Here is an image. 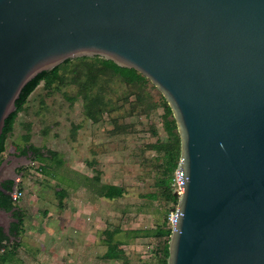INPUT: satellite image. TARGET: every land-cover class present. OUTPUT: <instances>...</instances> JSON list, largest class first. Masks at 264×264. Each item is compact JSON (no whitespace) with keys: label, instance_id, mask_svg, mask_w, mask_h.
<instances>
[{"label":"water","instance_id":"95a60500","mask_svg":"<svg viewBox=\"0 0 264 264\" xmlns=\"http://www.w3.org/2000/svg\"><path fill=\"white\" fill-rule=\"evenodd\" d=\"M93 55L144 75L175 120L167 264H264V0H0V135L29 80ZM10 156L32 161L10 154L0 182ZM19 206L39 223L60 213L34 184Z\"/></svg>","mask_w":264,"mask_h":264},{"label":"rangeland","instance_id":"374dc122","mask_svg":"<svg viewBox=\"0 0 264 264\" xmlns=\"http://www.w3.org/2000/svg\"><path fill=\"white\" fill-rule=\"evenodd\" d=\"M72 67L70 65L66 70L69 83L47 88L41 82L30 94L24 109L15 119L2 153L7 157L17 152L16 146L27 143L24 135L28 132V143L48 152H57L56 158L62 161L57 165L49 156H44L22 164L25 168L18 183L22 192L25 185H38L50 190L59 202L56 191L64 188L63 202L67 205L66 208L59 205L60 213L53 217L51 223H39L29 211L25 213L22 236L26 253L20 248L18 258L21 262L18 264H111L102 257L107 249L105 230L116 226H120L122 231L115 233L113 239L127 241L125 253L131 263L153 261L157 239L133 236L132 230L154 228L156 222L163 221L167 209L168 219L175 213L170 207L176 206L160 197L150 199L143 195L156 191L157 160L155 153L146 150L144 145L157 137L167 139L160 120L162 110L153 111L150 121L145 115H126L129 106L127 103L121 105L124 103L121 97L127 93L128 87L114 79L105 86L106 98L111 100L108 111L94 123L84 114L85 101L76 95L78 85L71 82ZM72 95L78 96L77 99L70 100L68 97ZM114 117L119 118L120 124H135L137 131L114 133ZM150 122L157 129L156 136L150 132ZM44 164L49 167L41 171L40 166ZM105 183L122 186L124 194L114 199L98 196V185ZM75 199L78 205L73 204ZM17 204H21V198ZM69 204L77 206L74 209L79 211L76 217L64 212ZM70 226L73 229L69 230ZM51 234L60 236L56 239L57 246ZM53 249L63 254L54 261L50 260Z\"/></svg>","mask_w":264,"mask_h":264},{"label":"trees","instance_id":"16d2710c","mask_svg":"<svg viewBox=\"0 0 264 264\" xmlns=\"http://www.w3.org/2000/svg\"><path fill=\"white\" fill-rule=\"evenodd\" d=\"M70 65L73 66L71 70L74 73L71 82L78 85L76 95L81 96L85 101L83 109L84 114L87 119H90L94 123L98 122L103 114L108 111L111 100L106 98L105 86L109 81L114 79L128 87L127 93L121 97L122 101L125 103L121 105L124 106L127 103L129 106L128 110H126V115H139V117L145 115L150 121L153 111L157 109L162 110L160 120L162 129L167 134V139L161 140L157 137L154 141L147 142L144 145L146 150L155 153V160H157V163H155L156 175L154 176L156 191L143 195L150 199H157L160 197L163 201L170 203L172 206H176L178 203V195L175 194L174 186L171 185V182H174L175 171L177 170L180 159V139L169 105L162 94L144 75L134 68L119 66L114 61L100 55L78 56L74 59L68 58L50 70L39 72L24 85L16 100V109L6 118L3 131L0 135V160L2 158V153L6 149V139L13 130L15 119L18 113L24 109V104L27 102L30 94L41 82H44L47 88H51L53 85L59 86L69 83L66 81V70L70 68ZM76 95L69 96L68 98L74 101L78 97ZM121 105L118 106L120 107ZM112 123L113 132L116 134H128L137 131L135 129V124H120L119 118L116 117L112 118ZM149 129L152 135L156 136L158 134L153 122H150ZM24 139L27 142L25 145L16 146L20 155L27 156L28 153L31 152L34 154L33 159L37 157L39 159L45 158L40 147L28 143L30 139V134L28 132L24 135ZM49 153L50 160H54L57 165L61 164V159L56 158L57 152L49 150ZM47 167H49L48 164H44L40 166V170L46 171ZM94 180H97V177H94ZM8 183V186L5 185L4 188H0V208L13 212L17 221L9 226L8 232H6L4 227L0 224V264H18V262H20L18 253L22 243L21 235L23 232V221L26 214L19 204H17L19 200L17 202L13 201L9 194L10 191L8 190L12 188L11 185L13 181L10 180ZM17 187L21 189V187ZM56 192L59 197L58 204L62 207L64 205L63 198L66 195V190L60 188V190ZM97 194L107 199L119 198L124 194V188L116 184H100L97 188ZM168 211L169 209L166 210L167 215L161 223L156 222V224H154V228L132 230L134 233L133 236L141 238L152 237L157 239V245L152 254L154 260H142L136 264H167L168 241L172 231L168 219ZM125 221L126 220H124V222ZM121 231L122 229L120 226H116L111 230H105L107 234L105 239L107 249L102 257L110 261L111 264L115 260L119 261L118 264H134L130 262V259L125 254L127 241L113 239V235Z\"/></svg>","mask_w":264,"mask_h":264},{"label":"flooded vegetation","instance_id":"af4514ba","mask_svg":"<svg viewBox=\"0 0 264 264\" xmlns=\"http://www.w3.org/2000/svg\"><path fill=\"white\" fill-rule=\"evenodd\" d=\"M14 155H17V156H24V155H20V153L17 151L15 153H13ZM10 154H8L7 156H9ZM33 156L34 154H32L31 152L28 153V155L26 156L27 159L25 160H28L29 158L31 160H33ZM6 158L5 156H2L1 160H0V163L2 162V160ZM14 156H10V159H9V162L13 163V165L16 166L15 170H5V176L3 178V180L0 182V188H4L5 185H9V181L12 180L13 183L11 185V189L8 190L10 191V195L12 193L13 190H15L18 186L17 182H16V179L21 177L19 175L22 174L23 170H24V166L23 165H20L21 164V160H18V161H14ZM9 172V173H7ZM0 212H3V213H9L8 214V217H3V215L0 213V222L1 223H6L8 226H10L13 222L17 221V218L13 215V212H11L10 210L7 211V210H4L2 208H0Z\"/></svg>","mask_w":264,"mask_h":264},{"label":"crops","instance_id":"0c3cea01","mask_svg":"<svg viewBox=\"0 0 264 264\" xmlns=\"http://www.w3.org/2000/svg\"><path fill=\"white\" fill-rule=\"evenodd\" d=\"M68 201L69 200H67V203H68ZM73 204L74 205H78V203H77V199H75L74 201H73ZM64 205H65V208H66V205L67 204H65V202H64ZM72 204H69V207H67V209H65V211L64 212H68V214L69 215H72V217H76V215H78V210L77 211H74V209H76V207L77 206H71ZM71 207H73V210H71ZM72 226H70V227H68L69 228V230L70 229H73V228H71ZM64 228V230L66 229V227H63ZM67 228V229H68ZM51 229L54 231V230H57V232H58V229H54V227H51ZM55 232V231H54ZM50 235V234H49ZM51 236H53V237H55L54 238V245L55 246H57V243H56V239H58V237L60 238V236H57V235H55V234H51ZM21 241H22V243H21V247L20 248H23V252H25L26 253V249H25V247H24V240H23V236L21 235ZM26 246V245H25ZM37 249V248H36ZM54 250V249H53ZM61 250V249H60ZM19 251H20V249H19ZM52 253V255H50V260H53L54 261V259H57L58 257H61L60 255H63L62 253H61V251L59 252V254H58V252L57 251H55L54 250V252H51ZM126 254V253H125ZM20 259V258H19ZM20 261V260H19ZM21 262V261H20ZM108 263H111L110 261H108ZM119 263V261H117V260H115L112 264H118Z\"/></svg>","mask_w":264,"mask_h":264},{"label":"built area","instance_id":"2783aa9c","mask_svg":"<svg viewBox=\"0 0 264 264\" xmlns=\"http://www.w3.org/2000/svg\"><path fill=\"white\" fill-rule=\"evenodd\" d=\"M21 180H22V179H21V177H20L19 182H20ZM19 182H18V183H19ZM173 186H174V192H176L177 195H179V194L182 193V192H181V188H180V185H179V181H178V178H177V174H176V172H175V178H174V184H173ZM22 193H23L22 190L19 189V188L17 187L15 190L12 191V200L15 201V202H17V201L21 198ZM174 214H175V213H174ZM169 221H170L171 228H172V215L169 216Z\"/></svg>","mask_w":264,"mask_h":264}]
</instances>
